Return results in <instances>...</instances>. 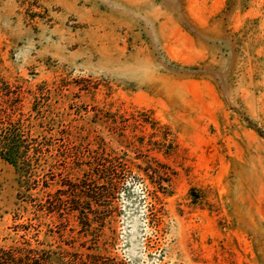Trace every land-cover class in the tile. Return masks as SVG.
Masks as SVG:
<instances>
[{
  "label": "rangeland",
  "instance_id": "rangeland-1",
  "mask_svg": "<svg viewBox=\"0 0 264 264\" xmlns=\"http://www.w3.org/2000/svg\"><path fill=\"white\" fill-rule=\"evenodd\" d=\"M0 81L13 120L128 161L109 205L84 207L90 242L77 214L14 228L25 204L0 158V247L264 264V0H0Z\"/></svg>",
  "mask_w": 264,
  "mask_h": 264
},
{
  "label": "trees",
  "instance_id": "trees-1",
  "mask_svg": "<svg viewBox=\"0 0 264 264\" xmlns=\"http://www.w3.org/2000/svg\"><path fill=\"white\" fill-rule=\"evenodd\" d=\"M9 93L12 94L4 93L0 89V100L1 97H8ZM1 106L0 103V158L14 165L18 171L22 190L18 200L20 198V202L25 206H20L16 217L22 214L28 220L14 228L37 234L38 228L44 225L41 219L53 217L62 224L67 221L69 215L77 214L81 229L92 242L96 237V226L92 227L89 220L83 216L86 209L84 207L92 204L96 207L109 205L118 192V186L128 168V161L109 156L104 147L98 144L94 150H90L88 147L82 148V145L70 137L56 139L60 131H57V135L53 134L54 129L44 118L35 126L41 131H35L30 124L25 125L19 120H13L12 113L9 114ZM83 165L87 171L83 173L82 178L72 180L64 177L65 170L75 171ZM56 176L59 181L55 179ZM54 185L61 189L51 192L49 189ZM100 224L103 223L97 226ZM65 254L66 257H59V264L100 262L96 254ZM54 255L52 251L34 249L25 241L22 247H0V264H51Z\"/></svg>",
  "mask_w": 264,
  "mask_h": 264
}]
</instances>
